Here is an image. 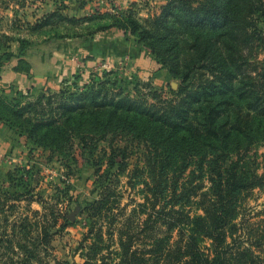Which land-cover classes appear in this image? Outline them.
<instances>
[{
  "label": "trees",
  "instance_id": "trees-1",
  "mask_svg": "<svg viewBox=\"0 0 264 264\" xmlns=\"http://www.w3.org/2000/svg\"><path fill=\"white\" fill-rule=\"evenodd\" d=\"M262 24L264 0H167L143 22L125 14L98 30L136 36L180 80L177 89L130 86L115 70L34 95L9 97L0 86V121L30 152L66 162L68 175L81 160L95 168V196L80 211L89 220L81 264H264V218L253 220L264 210L252 215L248 205L264 189ZM13 40L0 32V48ZM8 49L0 67L14 55ZM32 173L7 170L14 187L0 198V264H76L51 253L74 223L68 213L43 198V211L30 212ZM122 175L132 190L143 185L142 201L122 204Z\"/></svg>",
  "mask_w": 264,
  "mask_h": 264
},
{
  "label": "rangeland",
  "instance_id": "rangeland-1",
  "mask_svg": "<svg viewBox=\"0 0 264 264\" xmlns=\"http://www.w3.org/2000/svg\"><path fill=\"white\" fill-rule=\"evenodd\" d=\"M22 1L24 6L20 5ZM22 1L0 0V32L14 37L12 42L7 43L10 49L1 47L0 53L11 50L14 55L4 65L14 64L16 71L27 74L34 83L42 84V87L20 88L15 84L6 85L0 81V86L8 89L6 92L9 97L15 96L17 89L34 95L39 90L56 91L62 88L65 82H78L83 85L91 78L101 76L106 70L117 71L120 77L133 82L130 86L142 81L152 83L156 88H163L165 91L178 88L180 80L164 68L151 50L140 43L136 36L119 27L98 30L100 26L112 24L125 14H131L143 22L159 12L167 0ZM52 12H57L58 16L62 17H56L42 28H33L38 20ZM262 26L264 27V24ZM55 85H58L57 89L52 88ZM0 123L4 125L1 121ZM4 127L7 128L5 125ZM8 132L9 139L17 146L18 155L11 169L28 168L33 171L32 177H36V180L31 177L28 179V186L32 188L31 193L35 197L34 201L29 203L30 212L43 211L44 205L39 198L58 202L57 205L68 213V217L78 209L75 219L72 220L74 223L53 239L51 253L57 258L81 264L87 253L86 247H81V240L89 220L87 215H81L80 211L83 203L95 196L92 194L96 186L93 164L81 160L72 167V173L68 175L66 162H48L44 150L37 148L30 152L31 148L25 136L14 134L10 129ZM258 150L259 160L263 163L264 146ZM6 173L7 171L0 173V198L7 187H14ZM121 179L119 189L124 191L122 204L130 202L132 198L142 201L140 188H143V185L139 184L132 190L126 185V176L122 175ZM200 198L197 200L200 201ZM28 202L22 201L14 214L25 211ZM134 205L130 204V209ZM248 205L252 215L264 210V189H256L249 198ZM197 206L198 204H194V207ZM259 218H264V215L255 216L253 220ZM3 226L4 221L0 215V231ZM88 244L89 242H85V246ZM113 256L115 257L114 254Z\"/></svg>",
  "mask_w": 264,
  "mask_h": 264
},
{
  "label": "crops",
  "instance_id": "crops-1",
  "mask_svg": "<svg viewBox=\"0 0 264 264\" xmlns=\"http://www.w3.org/2000/svg\"><path fill=\"white\" fill-rule=\"evenodd\" d=\"M14 67V64L10 63L2 66V69H0L1 82L6 85L15 84L17 86H20V88H27L31 86H35L38 88L42 87V84L34 83L33 79L28 77L27 74L16 71ZM52 88L57 89L58 85H55ZM9 135L10 133L8 132V129L0 123V173L11 169L16 158L18 157L17 146L11 139H9Z\"/></svg>",
  "mask_w": 264,
  "mask_h": 264
},
{
  "label": "water",
  "instance_id": "water-1",
  "mask_svg": "<svg viewBox=\"0 0 264 264\" xmlns=\"http://www.w3.org/2000/svg\"><path fill=\"white\" fill-rule=\"evenodd\" d=\"M77 212H78V209L69 215V217L71 218V220H74L75 219Z\"/></svg>",
  "mask_w": 264,
  "mask_h": 264
}]
</instances>
